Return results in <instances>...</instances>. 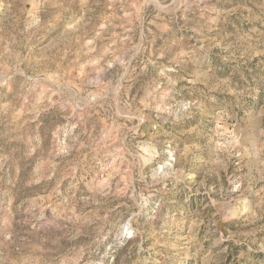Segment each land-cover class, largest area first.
<instances>
[{"label":"rangeland","instance_id":"1","mask_svg":"<svg viewBox=\"0 0 264 264\" xmlns=\"http://www.w3.org/2000/svg\"><path fill=\"white\" fill-rule=\"evenodd\" d=\"M0 264H264V0H0Z\"/></svg>","mask_w":264,"mask_h":264}]
</instances>
